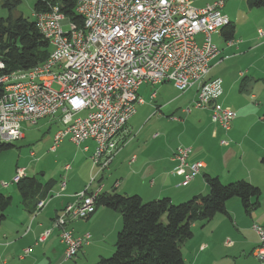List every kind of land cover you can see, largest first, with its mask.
<instances>
[{"label":"built area","instance_id":"obj_1","mask_svg":"<svg viewBox=\"0 0 264 264\" xmlns=\"http://www.w3.org/2000/svg\"><path fill=\"white\" fill-rule=\"evenodd\" d=\"M75 6L85 15L84 23L69 20L57 6L38 13L36 26L51 47L49 56L31 69L0 78L8 81V89L0 96V138L5 143L22 138L23 122L35 124L55 116L62 127L50 149L66 136L77 146L92 141V163L102 169L118 150L119 132L136 112V106H126V98L138 96L137 105L144 104L139 87L167 81L184 92L193 86V80H200L191 107L208 108L212 124L230 128L235 112L219 101L221 79H207L210 61L218 53L212 34L217 21L226 15L221 11L222 1L201 8L192 6L190 0H76ZM258 32L264 37L263 30ZM45 84L57 85V92H45ZM155 97L156 92L151 91L150 100ZM228 143L227 139L220 141ZM189 152L190 147L178 146L173 155L176 169L188 168L181 185L204 166L202 161L188 163ZM23 170L16 169L12 182L24 176ZM97 195L78 193L52 221L59 226L66 260L89 238L75 236L69 222L87 214ZM44 204V199L39 200L37 209ZM253 227L258 235L254 255L264 264V230ZM47 231L39 240L46 238Z\"/></svg>","mask_w":264,"mask_h":264},{"label":"crops","instance_id":"obj_2","mask_svg":"<svg viewBox=\"0 0 264 264\" xmlns=\"http://www.w3.org/2000/svg\"><path fill=\"white\" fill-rule=\"evenodd\" d=\"M212 2H206L197 8ZM191 5L193 6V4ZM223 7L221 11L234 24L235 32L231 44L224 41L221 31L212 34V37L216 35V41H212L217 46L218 53L210 61L207 79L220 78L222 80V94L219 101L235 112L230 128L224 130L212 124L208 108H195L199 112L191 122L192 138L185 139L183 143L171 145L166 142L165 138H163L164 142L159 139L162 136L161 132H149L145 129L142 131L140 127H135L134 124L130 123L132 116L118 134V150L110 163L99 169L91 162V172L88 174L90 178L88 179L87 176L81 185L69 183L72 175L63 176L64 171L69 172L72 169L70 163L64 164L61 172H59V177L48 178L47 181L38 178L37 170H35V175H30L25 167H21L25 170L24 176H34L38 180L40 183L39 190L43 197L40 198L38 192L34 193L33 198L27 193L24 197H20L19 202L22 209H11L13 198L8 195L11 202L4 211L5 219L0 224V264H94L99 258L104 257L101 255H107L104 252L102 254L95 252V247L101 246V244H97L100 243L97 241L99 240L97 237L101 235V237L107 238L109 234H113L118 229L119 224L117 223H121V219L117 211L99 206L88 218L73 220L68 225L75 236L89 235L87 243H83L77 252L78 255L82 251V254L85 255L84 259L78 258L77 255L72 259L73 262L64 258L65 245L60 240L59 228L52 225V221L64 205L74 202L76 195L83 191L98 192V194L111 192L128 195L137 194L144 201L165 196L169 197L172 202L184 201L194 195L208 192L204 174L216 176L222 181H229L235 179L234 177L239 175L242 170V174H245L244 177H247L248 181L261 186V181L264 178V168L260 162V156L264 151V118L262 117L264 112V78H259V73L264 76V37L260 36L258 31H264V8L252 11L253 9L248 8L243 3H240L239 11H227ZM244 10H247V15L242 20V11ZM234 20L238 23L237 28ZM258 64L259 66H257ZM251 69L252 73L250 72ZM247 87L248 90L241 93ZM146 90L148 93L147 87ZM196 93L197 88L190 100V105L195 99ZM248 97L251 101L253 100L254 109L249 113L253 117L252 123L247 125L242 120L247 114L246 111L243 113L244 107L252 105ZM156 98L157 93L153 101L149 98L148 103H154L156 107H159L156 105ZM237 98L240 99L237 100ZM244 100H247V104H243ZM182 111L191 114L194 110L182 109ZM50 118H55L52 120L54 126L49 140L51 142L62 125L57 117ZM186 121L187 118L184 123ZM186 131L187 127H184L182 134ZM144 132L146 138L144 137L141 141L140 138L143 137ZM149 133L152 140H148ZM24 136L22 131V138ZM222 139H227L229 143L227 145L220 144ZM66 140L73 143L66 136L61 139L54 150L50 149L52 143L49 144L48 149L54 152L56 147ZM88 142L95 148L92 141ZM84 146H87L88 149H84ZM84 146L81 147L82 152H89V145ZM178 146L190 147L187 157L188 163L202 161L204 164L199 174L185 185H181V182L188 168L176 169L177 161L173 159ZM31 155L34 156V153L31 152ZM237 155H239L240 163L236 161ZM75 160L76 155L73 156V161ZM88 180L89 183H87ZM95 183L98 185H92ZM60 187L63 189L60 190ZM14 188L18 194L15 184ZM44 190H46L45 193ZM35 199L45 200L44 206L38 211L33 205L34 202L28 207V203ZM234 207L233 201L228 200L226 202L228 214L234 211ZM214 217L210 221V225L208 224L202 229H199L195 224L193 225V236L183 243L181 249L185 263L260 264L256 258L247 257L249 253L252 255V251L258 242L256 231L250 227L251 222L247 223L248 217H243L237 212L234 213V217H229L228 221L224 220L222 216L217 217V214ZM109 219L114 222L110 231L97 234L92 231L95 225L102 222L106 223ZM82 223L88 228L83 232L85 234L79 235L76 229L73 230V227L76 228ZM261 226L264 230V226ZM232 229L234 231L233 236L229 234ZM45 231H47L46 238L43 241L39 240L40 235ZM93 235L94 238H97L96 241H90ZM226 240H230L232 243L226 244ZM102 248L100 249L102 250ZM89 250H93L90 256L87 255Z\"/></svg>","mask_w":264,"mask_h":264},{"label":"trees","instance_id":"obj_3","mask_svg":"<svg viewBox=\"0 0 264 264\" xmlns=\"http://www.w3.org/2000/svg\"><path fill=\"white\" fill-rule=\"evenodd\" d=\"M75 2L34 0L33 10L36 13L48 12L57 6L69 20L81 24L82 18L75 11ZM19 3L20 0H3L2 3L8 9V16L0 17V62L3 64L0 77L42 63L51 51L35 20L22 14H12ZM245 3L248 8H264V0H245ZM220 30L225 41L231 40L235 26L230 22ZM2 93L0 86V96ZM13 146V143L0 142V152ZM260 162L264 168V151ZM204 180L208 186L207 194H197L179 203H173L169 197L143 201L137 194H98L95 210L103 206L117 211L121 228L116 235L114 252L107 258H99L94 264H186L181 249L183 243L193 236L195 222L209 221L218 213L228 216L226 202L233 197L239 198L246 213L259 205L261 189L246 180L238 179L224 184L218 177L209 174H204ZM14 184L21 198L27 193L33 198L37 192L40 198L43 197L39 190L40 183L34 176H23ZM39 200L31 201L28 207L33 202L36 207ZM10 202V196L0 193V224L5 219L4 211Z\"/></svg>","mask_w":264,"mask_h":264},{"label":"rangeland","instance_id":"obj_4","mask_svg":"<svg viewBox=\"0 0 264 264\" xmlns=\"http://www.w3.org/2000/svg\"><path fill=\"white\" fill-rule=\"evenodd\" d=\"M212 1L214 2L215 0H191V4H193V6L195 7H198V6L200 7L202 4L206 2H212ZM217 1H222L223 6H224L223 9L227 11H235V10L239 11L240 3H243V5L246 4L245 0H217ZM2 3H3V0H0V17L6 18L8 16V9L6 7H3ZM33 4H34V0H20V3L16 6V8L12 10L13 11L12 14L14 16L18 14H22L25 17H29L30 19L35 20L38 13H44V12L36 13L33 10ZM250 9H253L252 11H256V9H260V8H250ZM246 15H247V10L242 11L241 19L242 20L245 19ZM234 22L237 28L238 23L236 22V20H234ZM66 29L67 27L65 26L64 30ZM215 36L216 35H213L212 37V40L214 42L216 41ZM198 40H200V38H198ZM217 40H219V38H217ZM226 42L227 44L229 42L232 43L231 40H227ZM259 64L262 65V63H259ZM259 64L257 66H259ZM20 71H26V70H19V71H13V72H20ZM250 72L252 73V69L250 70ZM261 72L263 71L261 70ZM259 78L262 79L264 78V76L259 73ZM52 87L54 89H57V86L55 84H53ZM146 87L147 89H149L148 93H147V90L145 91ZM236 87L238 86L236 85ZM196 88H197V85L195 84L194 86L190 87L186 91L181 92L174 86L172 82H169V81L156 84V85H145V84L141 85L139 87L138 92L140 95L144 97L146 102L141 105H136V113L133 115L130 123L134 124L135 127H138V128L140 127L142 131L145 129L149 132H152V131L161 132L162 136L159 139L163 141V138H165L166 142L171 145H176L177 143H183L185 142V139L186 140L191 139L192 138L191 134L193 130L191 122H193L194 117H197V113L199 112V110L192 108L189 103H190L192 96L195 93ZM246 90H248V87L245 90H243L241 93H245ZM151 91H156L157 98L155 102H156V105H159V107H156L154 103L153 104L148 103L149 93ZM239 99L240 98H237V100ZM248 100L252 102V105H248V106L246 105L244 107L243 113L244 111H246L247 114H246V117L242 120V122L247 125L252 123L253 117L249 113H251V111L254 109L253 100L251 101L249 97H248ZM188 104H189L188 107L191 108V110H194L191 112V114L184 113L182 111V109L184 110L188 108L187 107ZM243 104H247V100H244ZM186 118H187V121L184 123ZM53 119L55 118H50V117L41 118L35 124L24 122L22 131L24 132L25 136L17 140L16 142H14L13 147H10L9 149L3 150L0 152V190H1L0 193L6 196L8 195L12 196L13 207L11 209H14V208L22 209L21 203L19 202L21 198L19 194H17L14 188V183L12 182V179L16 174L17 167L19 168L25 167L27 173L30 175H35V170H37L38 178H42L43 181H47L48 178L59 177V172H61L64 164L70 163L72 166V169L69 172L64 171L63 176H67V174L68 176L72 175V178L70 179L69 183L71 182L72 184H79V185L82 184V181L86 179L89 172H91V164H92L91 162L92 161L90 159V155L92 154L94 147L93 145H90L88 141L84 144H81L80 146H77L71 143L70 141L66 140L63 143L59 144L60 146L58 145L56 147V151L51 152L48 149L49 144L53 142L52 139H51V142L49 141L51 134H52V129L54 126V123L52 122ZM184 127L185 128L187 127V131L184 134H182ZM144 137H145V132L143 134V137L140 138L141 141L143 140ZM147 137H148V140H152L150 133L148 134ZM159 139H157V142H159ZM84 145H89L90 147L89 152H85V153L82 152L81 147H83ZM31 152L34 153V156L31 155ZM75 155H76V160L73 161V156ZM239 155H237V160H236L237 163H240ZM36 158H39V159L36 160ZM77 168H79V171H77ZM23 172L25 174V170H23ZM41 173H44V175H41ZM242 173H243V170L239 173V175H237L238 177L235 176L234 177L235 179L233 180H229V181L228 180L222 181L220 179L219 180L224 184L231 182V181L238 180V179H243V180L248 181L247 177H244L245 174H242ZM89 178L90 177L88 176V179ZM248 182L251 183L250 181ZM87 183H89V180L87 181ZM4 184H7V185L4 186ZM92 185H98V184L95 183ZM258 187L261 189L259 205L256 206L255 208H252L249 213H246L243 210L240 204L239 198L233 197L229 199V201H233L235 203V207L233 209L234 211H231V213H229V216L223 213H218L217 217L222 216L224 220L228 221L229 217H234V213L237 212V213H240L243 217H248L247 223L251 222L250 227L252 228V230L254 228L253 225H257L262 228L261 225L264 226V178L261 181V186H258ZM186 200L188 199H185L184 201ZM179 202H183V200L175 201L173 203H179ZM35 209L36 211H38L41 208L37 209V206H36ZM111 213H116V212H111ZM214 218L215 217H213L211 220H213ZM211 220L206 221V222L197 221L194 224L199 229H202L204 227H207V225L210 223ZM113 224L114 222L112 221V219H109L108 222L106 223L102 222L101 224L95 225L92 228V231H94L95 234L99 232H104V231L107 232V231H110ZM117 224H119L118 229L114 231L113 234L112 233L111 235L109 234L107 238L101 237L100 235V237H97L99 240H97V238H94V235H93L92 239L90 240V241L97 240L98 242L100 241V243H97V244H101V246L95 247V252L97 251L100 254L104 252V254H107V255H101V256H104V258L109 257L114 252L116 235H117V232L121 228V223H117ZM87 228L88 226H83V223H82L80 224V226H77L76 228L73 227V230L76 229L78 231V234L81 235V234H85L83 232H85ZM192 230L194 231L193 227H192ZM233 232L234 231L232 229L229 231V234L233 236ZM87 241L85 243H87ZM101 247H103L102 250L100 249ZM103 249L105 250L103 251ZM254 249L252 251V255L251 253H249L247 257L252 258V259L256 258L254 255ZM108 251H110V253H107ZM92 252L93 250H89L87 255L90 256ZM75 256L73 258H75ZM84 256L85 255L82 254V251L78 253L77 255V257L80 259H84ZM73 258H71L70 261H72ZM256 259L260 262V264H263L261 260H259L258 258Z\"/></svg>","mask_w":264,"mask_h":264},{"label":"bare ground","instance_id":"obj_5","mask_svg":"<svg viewBox=\"0 0 264 264\" xmlns=\"http://www.w3.org/2000/svg\"><path fill=\"white\" fill-rule=\"evenodd\" d=\"M75 11L78 15L81 16L82 18V23L85 22V15L83 14V12H80V6H76L75 7ZM229 18L227 15H225L224 17H220V19L217 21L216 25H215V33H219L220 29L226 25L229 24ZM3 64L0 62V68H2ZM2 78V77H0ZM197 85V87H200V80H193V86ZM53 84H45V92H57V89H54L52 87ZM0 86L3 88V93L6 89H8V81H0ZM57 86V85H56ZM138 103V96H128L126 98V106H136ZM0 142H5V139L0 138ZM95 210V203H90L89 207H88V212L87 214H83V216H81V219H85L88 218V216L94 212ZM57 226L59 228L58 225H54Z\"/></svg>","mask_w":264,"mask_h":264}]
</instances>
